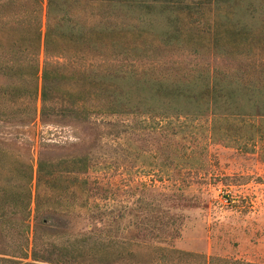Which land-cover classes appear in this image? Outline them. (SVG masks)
I'll return each mask as SVG.
<instances>
[{"label":"rangeland","instance_id":"rangeland-1","mask_svg":"<svg viewBox=\"0 0 264 264\" xmlns=\"http://www.w3.org/2000/svg\"><path fill=\"white\" fill-rule=\"evenodd\" d=\"M163 18H152L158 36L166 28L167 17ZM196 20L200 22L193 15L186 21L195 27ZM247 21L249 27L262 23L259 38L264 39V17ZM162 43L157 62L148 58L140 66L157 65L161 75L191 79L194 86L200 84L201 75L232 74L251 62L202 52L200 47H193L194 53L166 52L174 49L168 48V41ZM260 52L256 61L264 65V49ZM44 60L41 51L39 68ZM49 60L62 64L66 73L79 66L103 69L91 57ZM16 85L13 78H0V93ZM8 99L13 109L19 106L16 97ZM38 109L37 102L34 115L0 116V155L11 157L16 166L31 167L28 243L40 162L46 169L56 166L54 171L73 182L65 189L74 190L62 212H44L43 229H36L43 243L40 250L44 244L69 245L90 238L143 247L135 253L159 247L264 264V120L213 117L199 105L179 112L167 109V116L131 110L41 118ZM9 192L20 195L21 188L12 181ZM17 208L18 204H4L7 217L0 224V264H62L34 261L29 248L22 250L24 220Z\"/></svg>","mask_w":264,"mask_h":264},{"label":"trees","instance_id":"trees-1","mask_svg":"<svg viewBox=\"0 0 264 264\" xmlns=\"http://www.w3.org/2000/svg\"><path fill=\"white\" fill-rule=\"evenodd\" d=\"M44 9L41 15L42 0L0 3V78L17 82L10 90H1L0 116L34 115L38 102L41 118L52 114L83 118L91 113L122 114L131 110L167 116V109L179 112L199 105L213 117L264 120V65L256 61L264 49V39L259 38L263 28L261 22L249 27L247 21L264 17V0H45ZM154 15L167 17L162 31L165 41L155 29ZM193 15L200 21L196 20L195 27L194 22L186 21ZM167 41L168 48L174 50L166 52L194 53L193 47H200L202 52L211 50L218 56L251 62L241 71L237 67L232 74L201 75L200 84L194 86L191 79L174 80L161 75L155 70L157 65L140 66L148 58L157 62L165 44L162 42ZM41 51L45 60L39 68ZM68 56L96 58L103 69L79 66L66 73L62 64L49 60ZM8 96L20 102L17 108L7 103ZM14 162L11 157L0 155V224L4 225L7 217L4 204H18V213L24 220L20 230L22 250L29 248L34 261L251 264L159 247L135 253L143 247L114 240L94 242L90 238L69 245L44 244L40 250L43 243L39 242L36 229H43V214L64 210L67 196L74 193L65 186L70 188L73 182L54 171L56 166L46 169L37 163L33 229L28 243L31 167L16 166ZM12 181L21 188V196L9 192Z\"/></svg>","mask_w":264,"mask_h":264}]
</instances>
